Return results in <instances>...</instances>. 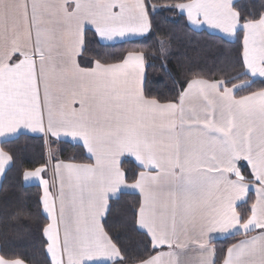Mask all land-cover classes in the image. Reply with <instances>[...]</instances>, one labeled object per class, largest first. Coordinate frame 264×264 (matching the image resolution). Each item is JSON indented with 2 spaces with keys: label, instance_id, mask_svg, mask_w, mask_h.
I'll list each match as a JSON object with an SVG mask.
<instances>
[{
  "label": "snow or ice",
  "instance_id": "6c2138e0",
  "mask_svg": "<svg viewBox=\"0 0 264 264\" xmlns=\"http://www.w3.org/2000/svg\"><path fill=\"white\" fill-rule=\"evenodd\" d=\"M164 12L240 41L214 71L181 65L176 79L161 39L172 96L146 88L156 57L130 49L110 62L90 52L88 39L92 30L97 43L169 36ZM257 79L264 83V0H0V143L38 135L47 149L38 166L20 171L40 189L35 212L21 201L14 213L36 221L47 264H217L213 234L244 237L220 264H264ZM60 141L78 144L86 162L60 159L52 148ZM126 158L136 163L131 176ZM16 162V150L0 146V177ZM126 192L137 199L113 225ZM0 264L26 262L3 253Z\"/></svg>",
  "mask_w": 264,
  "mask_h": 264
},
{
  "label": "trees",
  "instance_id": "16d2710c",
  "mask_svg": "<svg viewBox=\"0 0 264 264\" xmlns=\"http://www.w3.org/2000/svg\"><path fill=\"white\" fill-rule=\"evenodd\" d=\"M154 2H169V0H154ZM259 0H240L238 3L251 7L258 4ZM162 16L169 17V23L164 25L170 31L169 36H163L159 31H154L143 40L122 43L114 46H104L97 43L94 33L88 32V39L92 43L89 45L90 52L95 50L107 55L109 61L118 59L124 52L130 49L143 50L149 54L146 67V88L153 95L164 96L174 95L173 80L166 76L161 70V57L159 52V41L165 40L168 50V65L172 76L180 78L184 67L197 65L206 72L214 71L219 67L218 58L222 53L235 54L240 47V41L234 43L217 39L207 32H196L191 27L185 28L183 22L172 23L178 20L173 13L164 12ZM162 16H157L160 20ZM89 53H85L84 58H88ZM188 58V59H186ZM264 86V83L257 81L254 87ZM244 94V93H241ZM2 147L14 149L17 152V162L12 165L6 173L0 189V254H18L26 264H47V257L39 244V234L36 230V221H29L27 216H15L18 205L25 202L29 209L35 212V202L40 193L39 187H27L22 182L21 169H31L38 166L47 158V149L43 146L42 138H32L21 136L17 140L5 143ZM52 148H58L60 159H75L77 162H86L87 155L80 146L66 143L52 144ZM122 167L128 170L129 176L136 170L135 164L131 160H124ZM247 174L248 169H243ZM137 196L123 195L118 202L113 205L109 223L116 225L125 211L134 205ZM43 218L41 217V220ZM119 230V229H117ZM123 238V236H122ZM139 239V237H136ZM243 239L242 236L227 239L213 244L216 249L217 264H220L222 251L229 245Z\"/></svg>",
  "mask_w": 264,
  "mask_h": 264
},
{
  "label": "crops",
  "instance_id": "0c3cea01",
  "mask_svg": "<svg viewBox=\"0 0 264 264\" xmlns=\"http://www.w3.org/2000/svg\"><path fill=\"white\" fill-rule=\"evenodd\" d=\"M239 1H240V0H238V2H239ZM190 27H191L194 31H196V32H207V33H209V34L212 33V30H210V29L205 30L204 28L196 29L194 26H190ZM91 32L94 33V30H92ZM211 35H213V34H211ZM219 35H220L219 33H216V34L213 35V36H219ZM148 36H149V35H147V36H145V37H143V38L135 39V40H132V41H126V42H125V41H115V42H100V43H101L102 45H104V46H114V45H119V44H122V43H128V42H133V41L143 40V39L147 38ZM97 39H98V38H97ZM227 42L234 43V42H236V39H234V38H227ZM84 59H86V58H84ZM257 81H260V79H257ZM29 137H32V138H41V137L38 136V135H36V136H29ZM15 140H17V139H16V138H6V140H5L3 143H0V146H2V145L5 144V143L13 142V141H15ZM57 143H66V144H70V145H76V146H79L78 144H75V143H73V142H64V141L56 142V143H53V144H57ZM56 150L58 151V157H59V150H58V148H56ZM86 155H87V154H86ZM126 159L131 160V161L135 164V166H136V163H135V161H134L133 159H131V158H126ZM126 159H124V160H126ZM123 162H124V161H123ZM122 164H123V163H122ZM11 167H12V166H11ZM11 167H10V168H11ZM7 172H8V171H7ZM5 175H6V174H5ZM5 175L2 176V177H0V189H1V185H2V182H3V180H4ZM48 175L50 176V173H49ZM24 184H25V186H27V187H33V186L38 187L35 181H32V182H24ZM125 195H133V196H136L135 194H131V193H127V192H126ZM253 234H255V233H253ZM213 236H214V239L212 240V244H211L212 247H213V244H214V243L221 242V241H225V240H227V239L237 237V236H233V237H227V238H225V237L220 236L219 234H213ZM242 237H243V236H242ZM243 239H244V237H243ZM165 250H166V249H165ZM216 260H217V255H216Z\"/></svg>",
  "mask_w": 264,
  "mask_h": 264
},
{
  "label": "rangeland",
  "instance_id": "374dc122",
  "mask_svg": "<svg viewBox=\"0 0 264 264\" xmlns=\"http://www.w3.org/2000/svg\"><path fill=\"white\" fill-rule=\"evenodd\" d=\"M54 151H56L57 155H58V151L56 150V148H53Z\"/></svg>",
  "mask_w": 264,
  "mask_h": 264
}]
</instances>
